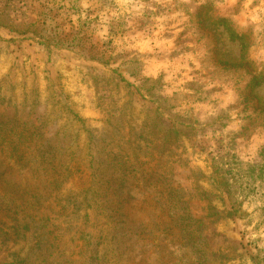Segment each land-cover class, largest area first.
<instances>
[{"label": "rangeland", "instance_id": "1", "mask_svg": "<svg viewBox=\"0 0 264 264\" xmlns=\"http://www.w3.org/2000/svg\"><path fill=\"white\" fill-rule=\"evenodd\" d=\"M189 263L264 264V0H0V264Z\"/></svg>", "mask_w": 264, "mask_h": 264}, {"label": "trees", "instance_id": "2", "mask_svg": "<svg viewBox=\"0 0 264 264\" xmlns=\"http://www.w3.org/2000/svg\"><path fill=\"white\" fill-rule=\"evenodd\" d=\"M44 162L47 165L50 164V167L52 169L58 168V165L54 161L46 160L42 157L41 163H44ZM102 163H105V160H103ZM123 165L128 166L127 162H124ZM98 176L91 177V180H90L91 186H94V183H98ZM110 187L111 186H108V189H109V191H112V188H110ZM121 194L124 195V192H121ZM115 201H117V202H115ZM114 205L116 207H118L119 209L115 210L112 208L111 211L122 213L125 211V207L122 208V206L128 205V202L126 200L121 199L119 196H115ZM182 210H183V208L181 209V211ZM4 211L8 215H11L10 214L11 209L4 210ZM158 212L161 215L160 219L164 220L163 224H161L162 226H164L163 232H166L169 235L174 236L175 234H178V236H180V237L185 236L189 239H192V234L194 232L201 231L202 227L204 226L201 221H193L190 218L191 217L190 212L186 209H185V212H183V214L180 217L178 214V210H177L176 203H175L174 199L171 196H166L162 192L158 193ZM14 213H16V212H14ZM122 215L123 214H121V216ZM117 224L119 226H122L123 224H125V222L120 221V222H117ZM197 241H198V239L196 240V242ZM194 262H197V260L194 259ZM189 264H192V263H189Z\"/></svg>", "mask_w": 264, "mask_h": 264}]
</instances>
